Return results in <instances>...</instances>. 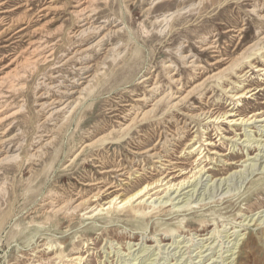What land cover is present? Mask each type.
Returning a JSON list of instances; mask_svg holds the SVG:
<instances>
[{"label":"rangeland","instance_id":"1","mask_svg":"<svg viewBox=\"0 0 264 264\" xmlns=\"http://www.w3.org/2000/svg\"><path fill=\"white\" fill-rule=\"evenodd\" d=\"M17 2L9 5L15 6ZM43 3H51L54 9L41 20L34 17L30 26L16 35V51L42 36L48 41V47L55 49V59L28 70L17 89L4 94L0 100L1 117L10 114L0 124V131L8 128L5 136H12L8 145L20 154L19 160L0 164V264L25 262L31 257L16 256L20 252L28 253L36 239L44 238V241L64 239V245L70 249L82 254L87 252L81 264H264V121H257L264 119V73L254 67L262 64L258 54L248 59L249 63H255L253 66L248 62L242 66L248 72L240 84L263 90L233 103L216 87H213L214 92L206 91L204 97L211 95L209 103L214 107L226 109L230 105L244 114L257 113L247 121L251 123L198 122L183 113V110L186 112L183 106L172 113L157 112L153 117L133 121L123 133L117 131L122 123L129 122L133 111L130 106L145 108L149 103L135 101L145 92V85L140 82L142 77L150 75L151 82L157 79L161 87L167 89L169 70L164 65L172 61L178 68L176 77L181 75L188 79L191 71L178 58L182 53L195 55L197 62L205 66L204 75L217 70V65H210L215 59L210 52L212 49H207L205 44L215 41L223 55L238 54L255 39L257 31L264 30V22L251 13L253 5L264 6V0H208L200 5H194V0H94V18L98 22L107 20L110 23L107 27L120 22V33L111 38L118 44L119 58L106 63L104 75L84 93V100L74 113L60 112L47 118L50 107L42 109L39 104L57 97L56 88L68 83L77 73L75 58L63 61L75 49L90 44L95 36L78 39L71 35L74 19L70 11L75 0H36L34 11ZM14 12L18 15L21 9ZM170 13L173 16L167 24L160 20ZM240 27L243 31L238 33L236 30ZM2 44L0 42V46ZM101 52L93 49L88 52L92 69L100 60ZM1 53L0 48V56ZM7 62L0 63V67ZM41 81L50 82L52 86L49 96L43 100L38 97L45 91L38 87L42 86ZM198 101L195 95L186 105L196 106ZM112 129L115 131L110 132ZM179 129L185 135L175 146L173 158H177V152L195 129L199 144H205L204 139L213 142L178 159L186 171H197L202 166L195 176L200 178L203 174L202 183L194 188L192 197L183 194L192 186L172 192L178 187L174 185V189L167 192L166 184L150 190L153 196L150 194L148 199L140 198L146 199L148 214L145 216L133 215L127 209L82 215L89 211L86 210L69 218L59 215L63 226L59 231L50 228L42 233H29L24 230L28 225L45 222L43 203L52 192L63 199L77 195L86 197L96 191L95 186L89 185L94 181L106 179L117 184L119 181L113 178L110 169L140 170L144 165L140 177L122 185L129 193L136 190L154 173L148 154L143 152L171 138ZM247 135L250 142H246ZM197 155L200 158L191 164ZM230 161L233 164L227 163ZM249 162L251 166L254 163L255 169L254 165L247 166ZM173 182L177 183L178 179ZM106 197L103 193L91 205L103 204L108 200ZM160 201L163 205H159ZM200 219L208 226L202 232L197 231ZM185 222L193 226L183 227ZM167 225L175 229L179 225L182 229L169 232L171 236L165 237L162 229ZM233 225L238 226L234 229ZM20 230L24 231L19 233ZM236 234L244 235L239 252L236 241L232 240ZM238 238H242L241 235ZM246 241H253V248L244 246ZM231 252H235L232 258ZM67 258L70 257L56 258L54 264L65 263Z\"/></svg>","mask_w":264,"mask_h":264},{"label":"bare ground","instance_id":"2","mask_svg":"<svg viewBox=\"0 0 264 264\" xmlns=\"http://www.w3.org/2000/svg\"><path fill=\"white\" fill-rule=\"evenodd\" d=\"M13 1L15 0H0V42L1 43L3 42V44L0 46L2 51L1 53L2 55L0 56V63L2 62L4 63L6 60H8L7 63L3 64L0 67V100L1 98L3 99L4 94L8 92L9 93L13 92L14 90L17 89L16 88L17 84L26 77V73L28 70L37 68L40 65L47 64L49 61L55 59V49L53 47H48L47 45L48 41L42 36L28 41L27 45L24 46L23 48H20L18 52L16 51V46H15L16 35L27 29V27H29L31 22L33 21L32 19L34 17H36L39 20L43 19L44 17H47L50 11L52 12V10L54 9V6H52L51 3L48 4L43 3L42 5L38 6L36 11H34L35 10L34 8L36 6L35 5L36 0H18L15 6L9 5ZM194 1H195L194 5H200L202 4V2L208 0H194ZM211 1L213 2L214 0ZM93 2L94 0H75L73 9L70 11L74 19V22L72 24L74 27L71 30V35L74 38H78V39H84L93 35L95 36V39L87 46L75 49L72 52V54L69 57H67L65 61H63V63H65L66 61L75 58V60L77 61L75 65L77 73L72 77L73 79L68 80V83H64V85L62 84L56 88V92L58 95L57 97L49 101L44 100L39 104L40 108L42 109L44 108L46 109L50 107L47 116L45 115L46 118L51 117L53 114L60 112L68 113L69 115L74 113L75 110L82 104L84 100V93L93 86V83L98 82L100 76L104 75L106 63L108 61L114 62L117 58H119L117 54L118 44L117 42L113 43L111 38L117 33H120L121 27L118 26L120 22L113 23L111 27H107V25L110 24L108 23L107 20H102L101 22H98L94 18L95 10L93 8ZM191 6L193 5L191 4ZM16 9H21V12L18 15L14 14L15 13L14 11ZM251 13H253L259 21L264 22V6L255 3V5H253V7L251 8ZM172 16L173 13L166 14L163 15L162 18H160V20L163 21L165 24H167L171 20ZM21 24L22 26H20ZM61 24L62 23H60V25ZM236 31L238 33H241L243 31V28L240 27ZM49 36L50 35H48L47 37ZM214 43L216 42L215 41L208 42L205 44L207 49H212L210 52H213V56L215 59L210 65L218 66V69L211 73H208L207 71L208 74L204 75L205 66L203 67L202 64L197 62L195 55H192L191 53H182L179 54L178 58L182 61V63L187 64V67H189L191 71V73L189 74L190 77L188 79H183L181 75L176 77V75L178 74V68L176 67V65H173L172 61L164 65V68L169 70L167 71V78L169 80V85H167L168 86L167 89H163L161 87L160 82L157 79L155 80L151 79L153 80L151 82L150 75L142 77V79H140L141 80L140 82H142L145 85V92L141 91L143 93L142 96H138V98L135 101L144 102L145 103L144 105H146L148 102L149 103L145 106V108H142L139 105L130 106V109H133V111H132V116L129 119V122L122 123V126H120L117 131L123 133L124 131L128 130L130 124L133 121L136 120L141 121L147 119L148 117H153L157 112H161L162 114L170 113V112L172 113L175 110H180L181 107L183 106L186 107V112L183 110V113L189 116L190 118L197 120L198 122L205 121L206 123H214V122L218 123L219 121L222 120H228L229 122L233 123V125L235 123L240 124L242 122L248 124L251 123L252 121L251 122H247V121L253 117L255 118L257 113L251 115L244 114L243 111L234 109V106L229 107L230 106L229 104H228L229 105L228 108L226 109L214 107L213 104L209 103L210 97L212 96L209 95L206 97V99H204V97L206 91L210 90L211 92H214L213 87H216L223 94L227 96V99H229L230 102L233 103V102H237L241 98L250 97L251 95L258 93L260 90H263V88H258V87L251 88L248 86H244V84H240V83L242 82L241 78L244 77L248 72L246 70H243L242 66L244 65L245 62L249 63L248 59L253 54H258L259 58L262 59L261 62L262 64L254 66L256 68V71H261L264 73V30L262 32L257 31L255 34V39L250 43H248L235 56L223 55L221 51L217 50L218 47ZM92 49L94 51H100V50L102 51L101 58L96 63V66L93 69L92 66L89 64L90 60H88L89 59L88 52ZM65 55L66 54H64V56ZM249 64L250 66H253L255 63L254 64L249 63ZM172 68L173 71L170 72ZM40 83L42 84V86L39 85L38 87L45 89V91L41 92L38 95V97L43 100L44 98H47L49 96L50 94L49 91L52 88V86L50 82L47 83L45 81H41ZM195 95L199 100L198 101L199 104L191 107L189 105H186V103L189 102L191 98ZM2 111L3 110L0 109V124L4 121V118L9 117L10 115L7 114V116L1 117ZM257 121H264V119L261 118ZM113 131L115 130L112 129L110 132ZM7 133H9L8 128H5L0 131V135H1L0 164L6 161H16L19 160L20 158L19 151L17 152V149L12 150V147L8 145V143L11 142L12 136L6 137L5 135ZM184 133L185 132L180 131L179 129V131L177 130L173 134H171V138L166 139L161 144L157 143L143 152L144 154H148L147 156L151 161L152 170L154 173H151L152 177L150 176L151 177L150 180H146L136 190L129 193L125 191V188H123L122 185L128 184L129 180H131L134 177H140V175L143 174L142 170H144L145 168L144 165L142 166V168H140V170L137 168L128 170L123 167H116L110 169L108 171L111 172L113 174V178L115 179L117 178L119 182L117 184L116 182L109 183L106 179H102L100 181H94L89 185L95 186L96 191L93 192L90 196L83 197L81 195H77L76 197H68L63 199L59 195L53 192L51 194L48 193L49 195L46 196L43 203V205L46 206V209L43 211L45 214L44 215L45 222H38L30 226L28 225L24 230H28L29 233L32 232L42 233L43 231H47L50 228H52L54 231H59L63 227L61 221L58 218L59 215H63L64 218H69L79 212L86 210L89 211L82 213V215L93 211H96L95 214L98 215L104 212L108 214L113 209H127L128 212H130L133 215L145 216L148 214L147 211L148 209L145 208L146 205L145 202L146 199L149 198L148 196L150 194L152 195V193H149V191L157 186H161V185L165 186L166 184H168L167 188L165 187V189H167V192L171 190L174 185L178 187H176L175 189L173 188L174 190L173 191L171 190L172 192H178V190H180L181 187L182 189H185L189 186H192L190 190L183 192V194L185 193L186 195L192 197L194 193L193 191H195L196 187L202 183L201 181L203 174L200 176V178L195 177L196 174L202 170V166L201 168H198L197 171H192V172L191 170L186 171L185 170L186 167H183V165L181 164L183 162L178 159L183 155H185V153L190 156V154L202 148L203 147L202 145H209L212 144L213 142L210 143V141H206L204 139L203 141H205V144H199L197 129H195L191 132L192 134L191 138L188 139V141L184 144L181 150L177 152L179 154L176 156L177 158H173L171 157V155H173L176 152L175 146L178 144L180 140L183 139L185 135ZM249 137L250 135H247L246 142H250L248 140ZM258 142L259 145L262 144L260 141ZM256 146H258V144ZM255 150H257V148ZM202 151L203 150H201L199 155L202 153ZM258 151L260 150L258 149ZM211 153L214 152L212 151ZM199 155H197V157L194 156L195 158L192 160L191 164H193V162H196L198 158H200ZM249 159H252V157H249ZM227 163L233 164L232 161ZM253 165L254 163H252L251 166L249 162L247 166L253 167ZM255 167L256 166L254 165L253 168L255 169ZM244 168H246V166H244ZM262 169H264V166L262 167ZM241 171L242 170H240V172ZM103 172H107V171H103ZM133 174L135 175L132 177ZM231 177L234 176L232 175ZM191 178L193 179L191 180ZM176 179H178V182L174 183L173 180L175 181ZM219 179L222 180L221 182H225L224 178L219 177ZM132 182L134 183V181ZM221 182L218 183V186L221 184ZM184 185L185 187L183 188ZM191 190L192 192L188 194V192ZM103 193H105V196H107L106 198H108V200L103 204L94 203L93 205H91L93 201L96 202L99 196L102 195ZM142 196H145L146 199L140 200ZM169 200L172 201L171 198ZM136 201L138 203L136 205H132L133 202ZM165 203L167 202H164V204ZM104 205L107 206L104 207ZM159 205H163L161 201L159 202ZM243 221L244 219L242 220V222ZM245 224H248V221ZM184 226L192 227L193 223L186 224L185 222V225H183V227ZM237 226L238 225H233L234 229L235 227L237 228ZM207 228L208 226L205 224V220L200 219V228L197 227V231L202 232L207 230ZM179 229H182L179 225L177 229L167 225L162 230L166 237L169 235L168 234L169 232H173V231L178 232ZM23 231L20 230L19 233ZM238 235H241L242 238H238ZM32 237L33 235L31 236V238ZM130 239H134V237H131ZM241 239H244L243 234H236V236L232 239L235 240L236 241L235 244L238 245L237 248L239 250L237 252L240 251V248L243 244ZM33 240L34 238L32 239V241ZM44 240L45 238L40 239L38 241L36 239L34 241L35 246L29 248L28 253L20 252L19 255L16 256V257H31L26 259L25 262L21 264H54L55 259L61 257H70V258L69 259L67 258L65 263L59 261V264H81L83 258L87 254V252L82 254L77 250L74 251L73 249H70L68 246L64 245V241H65L64 239L48 238L46 239V241ZM240 240L241 243L239 244ZM75 244H76L75 242L72 243L71 248H73ZM29 245H32L31 241H29ZM202 245L205 246L204 244ZM246 245L249 248H253V241H249V242L246 241L244 243V246ZM41 247H43V249ZM68 248L70 249L69 251H67ZM202 252L199 250V253ZM233 254H235V252H231L230 257ZM16 260H18V258H16ZM14 264H18V263L14 262Z\"/></svg>","mask_w":264,"mask_h":264}]
</instances>
